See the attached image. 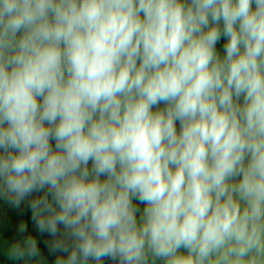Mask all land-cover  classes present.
<instances>
[{
  "label": "clouds",
  "instance_id": "clouds-1",
  "mask_svg": "<svg viewBox=\"0 0 264 264\" xmlns=\"http://www.w3.org/2000/svg\"><path fill=\"white\" fill-rule=\"evenodd\" d=\"M0 198L54 264H264V0H0Z\"/></svg>",
  "mask_w": 264,
  "mask_h": 264
},
{
  "label": "rangeland",
  "instance_id": "rangeland-1",
  "mask_svg": "<svg viewBox=\"0 0 264 264\" xmlns=\"http://www.w3.org/2000/svg\"><path fill=\"white\" fill-rule=\"evenodd\" d=\"M222 44L223 41L217 46L218 49L222 50ZM20 207H13L8 204L6 200L0 198V264H11V262L5 260L3 254L4 244L5 242L11 243L20 238L18 226L22 222L27 224L28 232L25 233V235L31 234L37 239L38 246L40 247L43 256L46 258V264H54L55 257L48 254L44 242L47 235L45 234L41 236L32 224L29 213H25ZM46 240H49V238Z\"/></svg>",
  "mask_w": 264,
  "mask_h": 264
},
{
  "label": "trees",
  "instance_id": "trees-1",
  "mask_svg": "<svg viewBox=\"0 0 264 264\" xmlns=\"http://www.w3.org/2000/svg\"><path fill=\"white\" fill-rule=\"evenodd\" d=\"M141 207H143V206L141 205ZM20 209H21L22 211H24L25 213H29V216H30V210H29V208H28L27 202L22 203ZM48 238L50 239V237L47 236V237L45 238V241H46V239H48ZM45 241H44V242H45ZM104 264H110V262H109V261H105Z\"/></svg>",
  "mask_w": 264,
  "mask_h": 264
}]
</instances>
